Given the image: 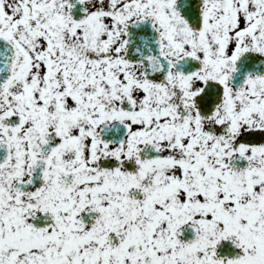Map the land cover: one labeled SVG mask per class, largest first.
Returning a JSON list of instances; mask_svg holds the SVG:
<instances>
[{
	"label": "snow or ice",
	"instance_id": "1",
	"mask_svg": "<svg viewBox=\"0 0 264 264\" xmlns=\"http://www.w3.org/2000/svg\"><path fill=\"white\" fill-rule=\"evenodd\" d=\"M0 264H264V0H0Z\"/></svg>",
	"mask_w": 264,
	"mask_h": 264
}]
</instances>
